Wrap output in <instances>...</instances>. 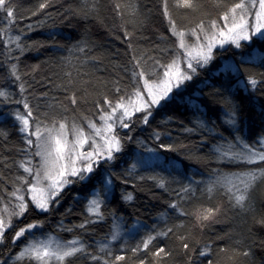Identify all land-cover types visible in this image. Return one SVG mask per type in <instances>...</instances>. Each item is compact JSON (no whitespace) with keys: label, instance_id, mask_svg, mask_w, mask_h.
I'll use <instances>...</instances> for the list:
<instances>
[{"label":"trees","instance_id":"trees-1","mask_svg":"<svg viewBox=\"0 0 264 264\" xmlns=\"http://www.w3.org/2000/svg\"><path fill=\"white\" fill-rule=\"evenodd\" d=\"M163 2L9 0L14 18L10 20L0 11V90L8 92L10 100H22L26 96L34 114L46 124L67 120L71 125L75 121L88 130V120L98 122L97 102L102 103L104 96L115 99L116 87L121 89V94L132 91L133 56L142 58L145 67L151 69L154 60L164 63L175 55V38L163 15ZM236 2L239 0H192L193 7L185 8L181 0H167L177 28L185 31L201 21L222 23L219 17L225 6ZM40 4L46 6L41 9ZM226 49L218 52V60L209 71L202 72L188 86L189 92L203 90L206 108L201 111L206 114L201 119L206 127L196 122L189 106L179 97L163 102L154 111L149 125L137 120L132 132L121 130L122 136L127 133L133 140L126 141L125 153L117 162L115 171L120 174L115 181L117 199L103 206V217L87 213L84 198L87 186L72 184L65 188L59 205L54 206L43 229L36 230V235H53L62 241L83 240L87 250L74 258L72 264H103L115 255L125 257L118 264H141L142 260L144 264H209V260L212 264H264V162H230L220 159L216 151L232 146L234 152H240L242 143L261 149L259 141L264 140V111L261 109L264 100L261 97L264 92L258 91L255 97H250L233 89L231 93L222 91L216 95L212 87L203 83H221L224 78L213 75L216 68L225 60L238 63L241 56H247L250 51L247 47L228 46ZM14 64L26 84L23 96L11 75ZM244 67L257 79L264 73L259 61ZM73 93L79 101L75 106L69 99ZM231 104L240 108L241 140H237V134L231 132L225 122L224 113L230 111ZM16 110L23 111V105L0 98V208L11 199L15 178L22 173L18 163L25 157L22 134L8 115ZM154 133L160 134L159 141L155 140ZM137 140L156 152L144 151ZM161 143L171 145L173 150L161 149ZM147 157H152L150 163L146 162ZM137 160L141 163L131 168ZM247 172H255L257 179L247 190L243 208L229 201L224 188L218 187L208 193L209 184L218 177L230 176L235 180ZM160 179L166 182L165 188L158 186ZM236 183L243 187L238 180ZM189 185L195 189L193 204L220 208L214 219L203 227L191 218L180 217L168 207L183 195L181 189ZM127 193L132 194L131 201L122 199V194ZM113 214L118 219L114 220ZM32 220L33 215H30L25 223ZM86 220L94 222L84 229L77 227ZM135 224L141 228L130 232ZM114 226H120L122 237L110 244L112 256H108L107 250L101 252L99 246L108 243ZM167 227H173L174 233L159 237L149 251H132L141 243L140 237L147 233L145 231ZM64 228H72V231ZM180 236L187 237L188 250L182 247ZM9 241L7 238L5 243ZM20 243L12 253L19 250ZM205 245L209 246V253L202 257L199 252ZM5 247V244L0 246V258L7 264H27V260H7ZM159 247H165L170 255L154 257L152 252ZM244 251L249 255L244 256ZM91 255L100 259L93 261Z\"/></svg>","mask_w":264,"mask_h":264},{"label":"snow or ice","instance_id":"snow-or-ice-1","mask_svg":"<svg viewBox=\"0 0 264 264\" xmlns=\"http://www.w3.org/2000/svg\"><path fill=\"white\" fill-rule=\"evenodd\" d=\"M45 6L40 4L41 9ZM181 6L192 8V0H181ZM0 11L10 20L14 18V10L9 0H0ZM163 15L168 19L171 36L175 38V55L164 63L154 60L151 69L145 67L142 58L133 56L132 91L121 94V89L116 87L115 99L104 96L102 103L97 102L99 123L88 120V130L77 125L75 121L71 125L67 120L52 121L50 125L41 121L34 114L27 97L23 96L27 91L26 84L17 66L12 65L11 75L18 82L23 99L10 100L9 93L3 90H0V98L4 102L23 105V111L16 110L8 115L18 125L26 148L23 150L24 159L18 163V169H21L22 173L15 178L16 186L10 193L11 199L0 208V245L5 243L9 235L13 246H16L18 241L23 243L16 256L17 261L27 258V264H72L74 258L86 252L87 246L79 238L69 241H61L54 237L45 239L42 236L37 237L36 230L43 229L47 216L51 215L54 206L59 205L65 188L76 183L87 186L84 198L87 201L86 211L89 216L103 217V206L117 199L115 181L120 177L115 171L117 162L125 153L126 141L133 140L127 133L122 136L121 130L127 129L128 132H132L137 120L143 125H149L154 111L162 106V102L168 103L179 97L189 106L196 122L206 127L201 119L206 114L201 111V108H206L203 90L189 92L188 86L202 72L209 71L216 64L218 52L226 51V45L234 46L235 49L247 47L250 51L247 56L242 55L238 63L225 60L216 68L213 75L222 76L224 79L221 83L210 84L208 81L203 83L212 87L216 95L222 94V91L231 93L233 89L243 91L250 97H255L258 91L264 92V73L257 79L255 74L244 67L257 61L264 67V0H239L231 6H225L219 17L223 23L210 20L205 24L201 21L188 31L177 28L169 12L167 0L163 2ZM19 39L17 36L16 40ZM17 47L23 52L24 49L19 43ZM69 99L73 106L79 103L75 93ZM261 100H264V96ZM261 109L264 111V104H261ZM239 114L240 108L236 104H231L230 111L224 113L225 122L231 132L237 134V140H241L239 134L242 133ZM154 136L156 141L160 140L159 133H154ZM136 143L143 146L146 152H156V149L143 145L139 140ZM259 143L262 145L260 150L242 143L240 152H234L232 146L227 149L217 148L216 151L222 160L254 164L264 162V140ZM159 147L168 151L173 150L171 145L163 143ZM36 157H39L38 163L33 162ZM140 163L141 161L137 160L131 168L135 169ZM256 179L255 172L243 173L235 180L230 176H221L209 184L207 191L211 194L218 187L224 188L229 201H234L236 206L243 208L247 202V190ZM237 180L243 187L237 185ZM158 186L165 188L166 182L160 179ZM181 192L183 195L168 205L169 209L180 217L191 218L203 227L219 213L218 206L193 204L195 189L190 185L182 188ZM122 199L131 201L133 196L130 193L122 194ZM30 215H33L32 222L25 223ZM41 216L45 219H40ZM113 216L114 220L118 219L115 214ZM92 222L94 221L86 220L77 227L84 229ZM61 227L63 228L62 222ZM63 230L71 232L72 228ZM172 233L173 227L150 232L132 251L137 252L141 249L149 251L150 246L159 237H167ZM121 236L122 229L114 226L110 240L108 243H101L99 250L101 252L107 250V255L112 256L110 244L121 239ZM179 239L182 247L188 250L190 245L187 237L180 236ZM208 253L209 246L205 245L199 255L203 257ZM242 254L248 256L249 252L244 251ZM152 255L162 258L170 253L165 247H159ZM91 259L97 261L100 258L91 255ZM124 259L123 255H115L111 261L104 260L103 264H118ZM0 264H7V261L0 260ZM141 264H144L143 260ZM209 264H212L210 260Z\"/></svg>","mask_w":264,"mask_h":264},{"label":"rangeland","instance_id":"rangeland-1","mask_svg":"<svg viewBox=\"0 0 264 264\" xmlns=\"http://www.w3.org/2000/svg\"><path fill=\"white\" fill-rule=\"evenodd\" d=\"M223 23V22H222ZM228 46H231V45H226L225 46V48H227ZM163 103V102H162ZM153 157V156H152ZM152 157H147V158H145V160H146V162L148 163H150L151 161H150V159L152 158ZM39 162V157H36L35 158V163H38ZM86 204H87V201H86ZM2 208V207H1ZM9 210H11V209H9ZM29 222V221H28ZM27 223V222H26ZM139 225V224H138ZM137 224H135V226H133V227H131V229L129 230L130 232H136V231H138V229L139 228H141V225H139L138 226ZM120 227V226H119ZM145 232H147V233H144L143 235H142V237H140V240H142V238L143 237H145L146 236V234H148V233H150V231L148 230V231H145ZM37 237H41L40 235H36ZM48 237H54L53 235H50V236H44L43 238H45V239H47ZM122 237V236H121ZM8 238L10 239V241L8 242V243H4L5 245H6V247L5 248H3L4 250H5V258L6 257H9V261H12V262H15V261H17L16 260V256L18 255V253L20 252V250L22 249V247H23V243H20V248H19V250L18 251H15V252H13L12 253V251L15 249V247L16 246H13L12 244H11V236L9 235L8 236ZM54 238H56V237H54ZM29 239H31V237H29ZM57 239V238H56ZM62 241V240H61ZM18 242H20V241H18ZM18 242H17V244H18ZM139 244V243H138ZM1 246V245H0ZM8 246V247H7ZM0 260H3L2 258H0ZM25 260H27V258H24V259H22V260H20V261H17V262H22V261H25Z\"/></svg>","mask_w":264,"mask_h":264},{"label":"bare ground","instance_id":"bare-ground-1","mask_svg":"<svg viewBox=\"0 0 264 264\" xmlns=\"http://www.w3.org/2000/svg\"><path fill=\"white\" fill-rule=\"evenodd\" d=\"M47 236H50V235H47ZM55 237V236H54ZM57 238V237H56ZM57 239H59V240H61L60 238H57ZM7 260H9V258H7Z\"/></svg>","mask_w":264,"mask_h":264}]
</instances>
